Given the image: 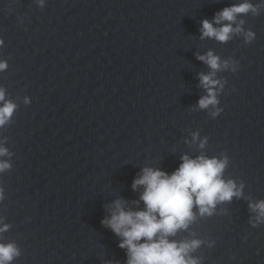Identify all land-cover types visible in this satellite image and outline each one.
Wrapping results in <instances>:
<instances>
[{
    "label": "water",
    "instance_id": "95a60500",
    "mask_svg": "<svg viewBox=\"0 0 264 264\" xmlns=\"http://www.w3.org/2000/svg\"><path fill=\"white\" fill-rule=\"evenodd\" d=\"M242 2L0 0V88L17 105L0 126L12 165L0 173V241L19 247L13 264H127L109 209H142L134 181L145 168L171 174L184 156L227 157L223 178L243 196L212 216L194 207L172 239L203 241L191 253L201 264H264L250 208L264 201V0H249L259 14L239 15L244 31L226 43L201 31ZM210 51L229 67L215 75L219 104L201 109L212 69L198 57Z\"/></svg>",
    "mask_w": 264,
    "mask_h": 264
},
{
    "label": "clouds",
    "instance_id": "9594fccd",
    "mask_svg": "<svg viewBox=\"0 0 264 264\" xmlns=\"http://www.w3.org/2000/svg\"><path fill=\"white\" fill-rule=\"evenodd\" d=\"M249 12L259 14V9L249 0L225 8L217 14L214 22L203 21V38L228 42L234 33L244 31L242 20L236 27L233 26L237 24V17ZM254 39L252 31L245 34L246 43L250 44ZM198 58L212 69L210 74H202L200 77L208 95L200 99L199 107L208 109L219 104L215 89L218 85L222 89L223 85L215 79V75L217 71L227 69L229 62L224 61L222 64L220 58L211 51ZM238 67V62H233L232 70L236 71ZM7 68V62L0 61V71ZM16 107V104L7 100L6 90L0 88V126L10 123ZM222 111L217 108L213 116H218ZM10 155L8 148L0 142V173L11 170V163L3 159ZM182 159L183 163L171 174L160 169L145 168L134 181V190L143 188L140 196L144 205L142 209L135 210L123 200H117L109 209L110 215L103 223L121 238L119 247L127 250V264H201V259L193 257L191 253L199 249L203 241H177L172 237L181 230H187L195 221L194 207L199 209L201 217L212 216L218 203L231 202L233 198L243 196V185L238 187L234 181L223 178L228 165L227 157L220 160L205 156L195 159L184 156ZM4 199L5 189L0 181V203ZM250 208L257 214L253 226L264 223V201L251 204ZM9 227L5 225L0 231H6ZM20 255L16 244L0 241V264H13Z\"/></svg>",
    "mask_w": 264,
    "mask_h": 264
}]
</instances>
